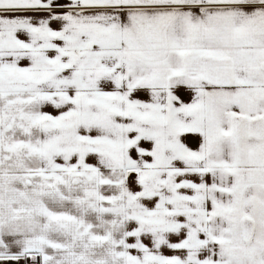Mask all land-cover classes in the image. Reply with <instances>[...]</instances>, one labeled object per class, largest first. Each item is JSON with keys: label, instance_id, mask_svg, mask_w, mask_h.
Segmentation results:
<instances>
[{"label": "snow or ice", "instance_id": "1", "mask_svg": "<svg viewBox=\"0 0 264 264\" xmlns=\"http://www.w3.org/2000/svg\"><path fill=\"white\" fill-rule=\"evenodd\" d=\"M0 264H264V0H0Z\"/></svg>", "mask_w": 264, "mask_h": 264}]
</instances>
